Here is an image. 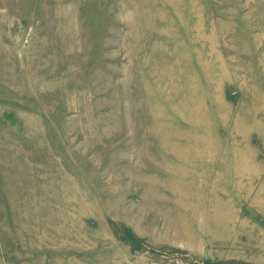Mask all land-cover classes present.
<instances>
[{"label": "rangeland", "instance_id": "1", "mask_svg": "<svg viewBox=\"0 0 264 264\" xmlns=\"http://www.w3.org/2000/svg\"><path fill=\"white\" fill-rule=\"evenodd\" d=\"M0 264H264V0H0Z\"/></svg>", "mask_w": 264, "mask_h": 264}]
</instances>
